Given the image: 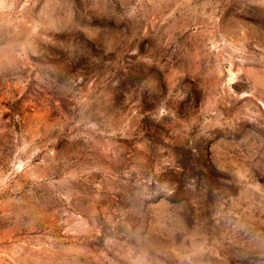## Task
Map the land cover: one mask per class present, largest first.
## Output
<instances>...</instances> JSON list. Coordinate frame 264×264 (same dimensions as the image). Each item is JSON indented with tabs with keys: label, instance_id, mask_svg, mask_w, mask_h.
Here are the masks:
<instances>
[{
	"label": "rangeland",
	"instance_id": "1",
	"mask_svg": "<svg viewBox=\"0 0 264 264\" xmlns=\"http://www.w3.org/2000/svg\"><path fill=\"white\" fill-rule=\"evenodd\" d=\"M0 264H264V0H0Z\"/></svg>",
	"mask_w": 264,
	"mask_h": 264
}]
</instances>
